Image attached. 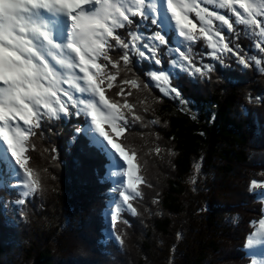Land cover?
Masks as SVG:
<instances>
[{"label":"trees","instance_id":"1","mask_svg":"<svg viewBox=\"0 0 264 264\" xmlns=\"http://www.w3.org/2000/svg\"><path fill=\"white\" fill-rule=\"evenodd\" d=\"M137 19L118 33L127 38L132 30L146 37L160 31L150 20ZM238 33L232 45H239L246 57L256 56L253 37L242 25ZM176 47L185 50L170 34L158 56L179 97L165 95L150 78L156 64L131 53L132 62L125 67L121 61L114 86L105 92L123 103L117 95L121 81L140 83L139 89L123 87L132 93L127 99L143 120L132 123L129 115V126L118 138L122 146L136 149L134 163H139L146 181L140 185L142 196L131 201L138 214L124 210L115 228L107 222L112 199L109 163L89 135L76 131L86 129L84 116L45 120L31 138L35 150L28 152L43 190L24 197L18 187H9L16 179L1 171L0 264H214L213 257L216 264L252 263L247 240L256 231L252 222L264 218V201L250 191L252 180L264 181V111L258 108L264 106V71L254 64L243 66L231 54H224L221 63L198 41L189 53L193 63L213 68L200 75L173 65L181 63ZM122 53L117 47L111 56L116 60ZM161 166L171 174L172 168L176 179L167 180L165 190L153 196L152 181L163 180ZM87 167L85 176L80 171ZM228 176L242 180L227 182ZM148 192L154 194L148 198ZM21 198L26 199L23 205L16 203ZM117 234L123 245L115 239ZM136 249L142 252L137 261Z\"/></svg>","mask_w":264,"mask_h":264},{"label":"snow or ice","instance_id":"2","mask_svg":"<svg viewBox=\"0 0 264 264\" xmlns=\"http://www.w3.org/2000/svg\"><path fill=\"white\" fill-rule=\"evenodd\" d=\"M137 17L161 30L147 37L133 30L122 37L118 30L132 25ZM241 25L254 38L256 56L246 57L239 45H232L233 36L239 39L237 26ZM169 34L185 47L184 51L173 49L181 63H172L186 71L207 75L213 70L211 65L193 63L189 53L198 41L210 49L207 55L221 63L224 54H231L243 66L254 64L264 71V0H0V166H5L0 171L17 181L9 187L24 189V197L42 191L40 173L29 164L28 152L35 150L31 138L45 120L83 115L89 126L76 131L90 136L108 159L109 176L119 178L115 190L120 202L109 213L110 226L115 228L125 209L137 215L131 201L142 196L140 185L146 181L139 163H134L136 149L122 146L113 134L118 138L127 130L129 115L132 123L143 120L127 99L132 93L123 87L139 89L140 83L137 79L121 81L117 95L123 103L105 92L114 86L121 61L125 67L132 62L130 53L160 65L159 49L169 44ZM117 47L123 53L114 60L111 51ZM148 75L157 87L161 82L167 85L161 88L165 95L180 96L171 87L168 73L150 71ZM257 189L264 190V181H251L250 191ZM259 195L264 197V191ZM16 203L23 205L26 199ZM252 223L256 232L247 240L249 248L264 244V218ZM115 239L123 245L121 235Z\"/></svg>","mask_w":264,"mask_h":264},{"label":"rangeland","instance_id":"3","mask_svg":"<svg viewBox=\"0 0 264 264\" xmlns=\"http://www.w3.org/2000/svg\"><path fill=\"white\" fill-rule=\"evenodd\" d=\"M212 7V6H211ZM196 18V17H195ZM194 18V19H195ZM193 19V20H194ZM167 73V72H166ZM161 88H163V87H166L167 85H164L163 84V82H161ZM255 107H257V106H255ZM259 108V110L260 111H264V106H259L258 107ZM84 118L88 121V126H89V120L84 116ZM87 126V127H88ZM86 127V128H87ZM107 127V126H106ZM114 135V139H116L117 140V142L119 143V140H118V138H116L115 137V134H113ZM88 167L87 168H81V171H80V173L81 174H84L85 176H88L89 174H88ZM161 172H159V176L161 177L162 175H163V180H162V182H160V180H158L157 179V181H156V179L154 178V181H152V182H154V183H156L155 184V188L156 189H150V191H155V194L154 193H147V197L149 198V196H150V194H151V196L153 195V196H155V195H157L158 196V194H161L160 192H157V190H159V189H164L165 190V187L167 186V180L169 181V180H172L173 181V179H176V175H175V173L173 172V169L171 168V172L173 173V174H171L170 172H168V170H167V168H165V166H161ZM197 169H199V168H196V170ZM113 171H114V169H113ZM198 171V170H197ZM0 175H1V171H0ZM158 175V174H157ZM175 175V176H174ZM158 177V176H157ZM226 178V177H225ZM108 179L111 181V183H112V185H111V195H112V199H111V201H110V205H109V208H107V215L105 214V216L107 217V222L110 224V217H109V213L110 212H114V206H115V203H119L120 201H119V199H118V197H119V193H118V191H116L115 189H116V187H117V182H118V180H119V178L118 177H111V176H109V174H108ZM232 179V180H231ZM205 180H207V176L205 175ZM226 180H227V182L228 181H232V183H235V182H239L240 180H242L241 179V177H238V176H233V177H227L226 178ZM17 183V182H16ZM239 185H241V184H239ZM19 190H20V192L21 193H23V191H24V189H22V188H18ZM243 189V186H242V188H241V190ZM116 199H118V200H116ZM153 199V198H152ZM148 201V200H147ZM153 202V201H152ZM181 202V201H180ZM90 203V201H87V204H89ZM146 205L145 206H147V204L148 203H145ZM111 208V209H110ZM112 210V211H111ZM126 210V209H125ZM149 213H150V215H151V217H154V216H158V213H156L155 211H153V212H150V211H148ZM108 232H109V230H108ZM247 248V251L249 252V254L252 256V263L251 264H253V261H257V262H264V244H257V245H254L252 248H249V247H246ZM136 250H138L137 251V255H136V261L137 260H139V258L142 256V252H141V254H140V250L139 249H136ZM221 254H223V253H221ZM219 257H221V255H219ZM212 260H214L215 261V263L214 264H216V263H219V262H216V258L215 257H213L212 258ZM219 261V260H218Z\"/></svg>","mask_w":264,"mask_h":264},{"label":"bare ground","instance_id":"4","mask_svg":"<svg viewBox=\"0 0 264 264\" xmlns=\"http://www.w3.org/2000/svg\"><path fill=\"white\" fill-rule=\"evenodd\" d=\"M208 7H210V9L212 8L211 6H208ZM222 13H224V10H220ZM138 18V17H137ZM137 18H134V23H135V21L136 20H138ZM191 18L192 19H194L195 18V14L193 13V14H191ZM196 19V18H195ZM194 19V20H195ZM133 23V24H134ZM132 24V25H133ZM132 25H130V26H128V25H126V27L123 29V31H126L129 27H131ZM120 30V29H119ZM161 30V29H160ZM133 31V30H132ZM169 38H170V34H169ZM253 39V38H252ZM88 126V125H87ZM109 169H110V166H109V164H108V172H107V178H108V174H109ZM110 181V180H109ZM119 199V198H118ZM118 199H116V200H118ZM111 209V208H110ZM112 211V210H111ZM107 215V214H106ZM108 232V231H107ZM113 233V231H112V228H110V230H109V234L111 235ZM248 252V251H247Z\"/></svg>","mask_w":264,"mask_h":264}]
</instances>
